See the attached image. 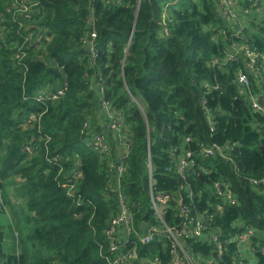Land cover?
I'll return each instance as SVG.
<instances>
[{
	"label": "trees",
	"instance_id": "1",
	"mask_svg": "<svg viewBox=\"0 0 264 264\" xmlns=\"http://www.w3.org/2000/svg\"><path fill=\"white\" fill-rule=\"evenodd\" d=\"M36 1L26 18L7 10L13 0H0V213L11 212L0 219V264H109L100 245L118 209L111 162L120 149L107 119L98 121L103 99L120 113L129 150L121 189L134 205L136 225L160 224L150 207L149 155L154 189L172 195L163 215L168 225L181 222L182 196L193 212L214 215L209 228L219 229L223 243L215 264H264V115L235 81L243 70L251 92L261 91L264 0H238L250 10H240L245 40L232 36L216 0ZM89 16L95 57L85 44ZM233 41L256 50L259 75L242 58L224 60ZM61 86L56 99L36 100ZM96 132L107 135L108 156L93 150ZM224 143L234 144L227 157L202 152ZM175 147L174 155L193 153L186 181L175 171ZM77 170L70 195L62 182ZM216 180L229 183L236 203L214 193ZM245 226L255 233L243 256L236 236ZM168 246L160 235L137 249L169 264ZM185 246L202 255L201 264L216 257L207 234L188 237Z\"/></svg>",
	"mask_w": 264,
	"mask_h": 264
},
{
	"label": "built area",
	"instance_id": "2",
	"mask_svg": "<svg viewBox=\"0 0 264 264\" xmlns=\"http://www.w3.org/2000/svg\"><path fill=\"white\" fill-rule=\"evenodd\" d=\"M36 0H13L11 12L13 15L17 14L26 18L30 17V9L36 4ZM120 3V0H116ZM218 9L222 17L232 23V36L239 37L245 40L244 34H242L243 26V15L241 11L248 12L249 8L240 7L238 0H216ZM239 9V11H236ZM92 22V16H89V23ZM30 37L32 38L33 35ZM96 31L93 24H91V30L89 37L86 39L85 44L89 45L92 57H95V50L93 48V40L95 38ZM43 33L36 36L35 41L39 42ZM26 40H29L27 38ZM24 55H20L19 60ZM256 50L249 46L245 41L243 45H239L236 41H233L228 48V52L224 56V60H236V58H242L247 70L253 72L254 75H259L260 66L256 65L257 58ZM264 59V53L262 54ZM218 58L212 59V64L217 62ZM18 62V61H17ZM236 83L243 89H247L249 104L255 111L260 112L264 115V82H259L261 91L259 93H252L250 90L249 77L247 72L238 70L235 78ZM63 86L57 88L55 91L40 92L37 93L35 98L38 101L44 102L47 99H56L63 94ZM217 87V86H215ZM103 91L102 85L99 87ZM259 95H262L263 104L258 102ZM101 109L104 112V116L109 123V128L113 130V137L118 142L120 149L115 161L111 162L113 168V177L111 183L113 190L116 194V200L118 204L117 211L110 216L107 224L104 228V240L105 245H100L101 253L109 264H161V258L158 255L154 257L142 256L138 252V244H149L157 237L160 239V235L167 237L169 246L168 254L170 255L169 264H196L195 259L189 253L188 248L185 246V240L188 237H202L207 234L208 239L214 243V250L216 257H210L205 260V264H215L217 259L221 257L223 250V243L220 240L219 229L215 227L209 228L211 222L214 219L213 214H201L193 212L187 204L184 203L182 196L177 200L178 214L181 216V222L178 225H168L164 221V210L169 205V200L172 195L167 191L154 189L152 178H151V158L147 157V170L149 173V200L150 207L153 210V215L160 224L145 223L141 220L136 225L134 217V205H131L126 197V194L121 189V177L125 170V162L129 153L128 144L125 141L124 136L121 134V128L119 125L120 116L119 112L115 108H112L109 101L103 99L101 102ZM87 127V123L83 122L82 129ZM100 135L102 137H100ZM91 145L93 150L99 155L110 154V144L105 137L100 133L93 134ZM189 139V138H186ZM234 148L233 143H224L223 145H207L202 147L204 155H215L220 154L223 157H227L226 151ZM26 151H31V146L28 144L24 148ZM177 151L176 147L172 149L171 154L175 157V171L179 177L186 181L187 180V169L194 164L193 153L190 149L181 150L177 155L174 153ZM53 162L57 161L56 157L51 158ZM61 170V168H60ZM81 173L79 170L74 171L66 180L62 182L65 186L67 193L73 194L75 183L80 177ZM264 181V179L260 180ZM255 183L258 180H254ZM214 193L224 201L231 204L237 202V198L234 192L230 188L227 181L216 180L213 182ZM189 196H192V191H189ZM1 201V197H0ZM220 210V209H219ZM255 233V229L252 227L245 226L244 229L237 234V245L249 248L252 243V236ZM261 250L264 251V244L261 246Z\"/></svg>",
	"mask_w": 264,
	"mask_h": 264
},
{
	"label": "rangeland",
	"instance_id": "3",
	"mask_svg": "<svg viewBox=\"0 0 264 264\" xmlns=\"http://www.w3.org/2000/svg\"><path fill=\"white\" fill-rule=\"evenodd\" d=\"M7 10H10L11 11V6L10 7H8L7 8ZM236 11H239V9H237ZM263 15H264V13H263ZM19 17H22L21 15H18ZM22 21L21 22H19V25L20 26H22ZM27 37L28 36H25V40L27 39ZM102 88H103V86H102ZM107 100V99H106ZM117 112H119V111H117ZM104 114V112L102 111V109H101V113L100 114ZM101 115L100 116V118H99V122L100 123H104L105 122V117H104V115ZM89 127V125L87 126V128ZM100 137H102L101 135H100ZM104 137H106V140L108 141V143H109V139L107 138V135H105L104 134ZM113 139V138H112ZM110 144V143H109ZM11 191V190H10ZM9 215H11V212L9 211V209L7 208V213H4V214H2V213H0V219L1 220H3V221H6V219H7V217L9 216ZM158 223H160V220L158 219ZM104 231V230H103ZM239 248H240V253L242 252V254H243V256H245L249 251L248 250H246V249H244V248H242V246H239ZM193 258L195 259V261H196V264H201V262H202V260H203V257H202V255L201 254H199L198 256H193ZM241 264H244V262L243 263H241Z\"/></svg>",
	"mask_w": 264,
	"mask_h": 264
},
{
	"label": "water",
	"instance_id": "4",
	"mask_svg": "<svg viewBox=\"0 0 264 264\" xmlns=\"http://www.w3.org/2000/svg\"><path fill=\"white\" fill-rule=\"evenodd\" d=\"M258 102L262 105L263 104V101H262V95H259L258 97Z\"/></svg>",
	"mask_w": 264,
	"mask_h": 264
}]
</instances>
